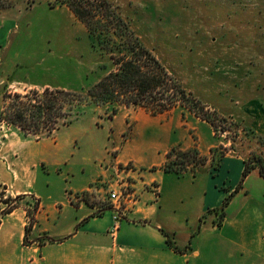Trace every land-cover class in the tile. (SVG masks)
<instances>
[{
	"label": "crops",
	"instance_id": "crops-1",
	"mask_svg": "<svg viewBox=\"0 0 264 264\" xmlns=\"http://www.w3.org/2000/svg\"><path fill=\"white\" fill-rule=\"evenodd\" d=\"M179 107L152 114L123 105L107 120L106 106H98L83 125L40 138L0 120V264H264V178L257 168L240 184L245 159L230 163L225 155L220 174L234 167L235 179L212 180L213 142L208 152L199 148L207 160L197 171L161 168L170 147H190L177 129L207 122L189 112L191 124L181 120ZM152 119L169 121L177 135L142 170L124 133ZM52 173L56 181L47 177ZM112 188L126 190L118 220L107 194ZM232 192L218 226L207 211ZM17 196L3 212L7 198Z\"/></svg>",
	"mask_w": 264,
	"mask_h": 264
},
{
	"label": "rangeland",
	"instance_id": "rangeland-1",
	"mask_svg": "<svg viewBox=\"0 0 264 264\" xmlns=\"http://www.w3.org/2000/svg\"><path fill=\"white\" fill-rule=\"evenodd\" d=\"M108 1L216 120V130L202 120L193 122V127L178 128L190 147H172L196 149L206 157L199 148L205 146L208 152L207 144L213 142L207 154L209 174L216 182L235 179L234 167L220 174V160L225 155L230 163L253 154L264 160V0ZM1 3L5 6H0V111L5 88L10 93L45 87L80 93L112 68L109 56L93 44L85 25L66 6L53 5V0ZM179 108L184 111L177 115L188 121L185 114L192 112ZM83 109L72 123L83 125L97 114L98 105ZM105 118L111 117L107 113ZM133 126L124 135L132 139L136 164L144 170L147 165L141 164L155 160L177 133L165 120ZM47 177L56 181L58 176ZM240 179L241 173L238 183ZM222 206L212 209L216 213L207 211L216 215L218 226Z\"/></svg>",
	"mask_w": 264,
	"mask_h": 264
},
{
	"label": "trees",
	"instance_id": "trees-1",
	"mask_svg": "<svg viewBox=\"0 0 264 264\" xmlns=\"http://www.w3.org/2000/svg\"><path fill=\"white\" fill-rule=\"evenodd\" d=\"M1 2L0 6H5ZM53 5L66 6L85 25L93 44L109 56L112 68L87 91L80 93L48 87L10 93L5 88L1 121L17 126L25 134L40 138L42 135L56 134L61 124H71L82 116L85 106L93 103L105 105L110 117L117 112L120 104L140 106L152 114H161L180 105L208 121L216 130L217 124L212 113L205 110L199 99L183 87L152 49L142 43L108 0H53ZM205 162L206 157L201 156L196 149L172 147L166 153L161 168L180 175L187 170L194 172L197 166ZM243 164L240 184L255 168L264 178L262 156L253 154ZM233 193L226 196L223 202L220 211L222 217L225 215L223 208ZM20 198L22 196L14 198L15 204L8 205L3 212H9ZM37 205L35 203L33 209H28L31 221Z\"/></svg>",
	"mask_w": 264,
	"mask_h": 264
},
{
	"label": "built area",
	"instance_id": "built-area-1",
	"mask_svg": "<svg viewBox=\"0 0 264 264\" xmlns=\"http://www.w3.org/2000/svg\"><path fill=\"white\" fill-rule=\"evenodd\" d=\"M126 191L125 189H119V188H112L109 191V197L112 202V206L114 209H117V214L115 215V219L118 220L121 217V214L123 210H125V204L124 201L126 200L125 194ZM15 201L13 199L9 200L7 202L8 205H14ZM117 228V225H114V229Z\"/></svg>",
	"mask_w": 264,
	"mask_h": 264
}]
</instances>
